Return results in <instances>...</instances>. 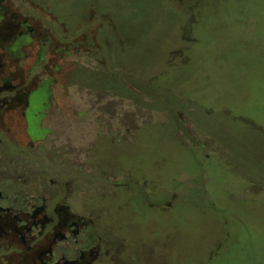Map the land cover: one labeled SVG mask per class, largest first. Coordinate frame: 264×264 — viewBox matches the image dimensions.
<instances>
[{"label":"rangeland","instance_id":"374dc122","mask_svg":"<svg viewBox=\"0 0 264 264\" xmlns=\"http://www.w3.org/2000/svg\"><path fill=\"white\" fill-rule=\"evenodd\" d=\"M37 1L65 19L72 33L82 32L83 66L72 79L94 92L83 96L84 111L91 108L87 103L94 105V113L84 117L83 136L89 139L90 132L95 136L97 128L115 124L117 119L97 112L102 106L134 104L146 114L133 144H112L108 134L95 137L99 161L114 156L131 166L136 161L183 194L178 214L160 216L179 226L182 245L203 246L205 236L206 247L213 249L215 225L227 221V246L211 264H264L259 228L264 225V84L254 90L251 110L238 113L256 127L220 112L224 102L243 99L236 83L242 67L254 65L259 83L264 77V0L242 5L244 14L238 13L237 0ZM191 22L201 25L199 44L190 41ZM180 77L190 79L179 85ZM193 104L214 108V114L188 107ZM171 112L178 138L169 123ZM137 120L127 117L132 124ZM185 134L186 144L204 146L209 158L182 147ZM152 214L145 210V218Z\"/></svg>","mask_w":264,"mask_h":264},{"label":"flooded vegetation","instance_id":"af4514ba","mask_svg":"<svg viewBox=\"0 0 264 264\" xmlns=\"http://www.w3.org/2000/svg\"><path fill=\"white\" fill-rule=\"evenodd\" d=\"M250 3L237 0L238 13ZM200 26L188 25L193 44L202 41ZM76 33L45 2L0 0V264H211L227 246V221L215 225L213 249L205 236L203 246H183L179 226L160 220L178 214L183 194L136 161L98 159L95 137L133 144L146 114L134 104L102 106L97 112L115 124L83 136L84 119L94 113L88 103L83 110V96L94 92L72 79L83 66L82 32ZM255 73L254 65L240 69L243 99L224 102L220 111L250 127L253 121L238 113L251 110L252 94L264 84ZM188 107L214 114L212 107ZM259 228L264 238V225Z\"/></svg>","mask_w":264,"mask_h":264},{"label":"trees","instance_id":"16d2710c","mask_svg":"<svg viewBox=\"0 0 264 264\" xmlns=\"http://www.w3.org/2000/svg\"><path fill=\"white\" fill-rule=\"evenodd\" d=\"M189 79H190L189 77L188 78L187 77H183V78L180 77L179 85H181L183 82L189 81ZM153 98L155 99L156 96H154ZM175 116H176L175 112H171V116L169 117V119H170L169 123L174 128V131H173L174 133L173 134L176 135V137L178 138V130H177L178 128L176 127V123H175V119H174ZM184 136L185 137H183V138L188 139L186 134ZM185 140H182V139L179 140L182 147L192 151L196 156H202V157H205V158H209V157L206 156V154L203 151V147L204 146H202V145H200V146H194V145L190 146L191 144L190 145L186 144V142H184ZM225 165L228 168L229 165H227V164H225ZM229 167H231V166H229Z\"/></svg>","mask_w":264,"mask_h":264}]
</instances>
